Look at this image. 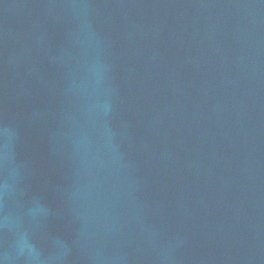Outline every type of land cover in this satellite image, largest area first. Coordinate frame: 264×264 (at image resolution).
<instances>
[{
  "label": "water",
  "instance_id": "water-1",
  "mask_svg": "<svg viewBox=\"0 0 264 264\" xmlns=\"http://www.w3.org/2000/svg\"><path fill=\"white\" fill-rule=\"evenodd\" d=\"M2 264H264V0H0Z\"/></svg>",
  "mask_w": 264,
  "mask_h": 264
},
{
  "label": "clouds",
  "instance_id": "clouds-1",
  "mask_svg": "<svg viewBox=\"0 0 264 264\" xmlns=\"http://www.w3.org/2000/svg\"><path fill=\"white\" fill-rule=\"evenodd\" d=\"M0 264H2V262H0Z\"/></svg>",
  "mask_w": 264,
  "mask_h": 264
}]
</instances>
